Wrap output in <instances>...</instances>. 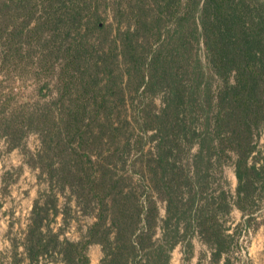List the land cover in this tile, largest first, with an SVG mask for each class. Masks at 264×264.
<instances>
[{"label":"trees","instance_id":"trees-1","mask_svg":"<svg viewBox=\"0 0 264 264\" xmlns=\"http://www.w3.org/2000/svg\"><path fill=\"white\" fill-rule=\"evenodd\" d=\"M118 1L117 18L128 24L118 28L114 46L107 50L108 38L81 34L91 30L83 11L70 14L67 45L58 48L64 62L58 95L31 109L17 133L0 121L12 147L11 140L38 133L39 156L48 160L41 163L50 189L35 199L24 238L32 263L45 253V238H54L68 260L81 244L59 241L44 222L43 214H58L59 191L93 217L83 251L101 245L102 264H169L178 245L192 247L193 235L218 253L226 247L218 211L229 213L232 204L225 190L213 189L226 159L235 167L238 209L264 183V158L253 155L264 124L263 44L238 11L246 0H125L128 9ZM13 45L6 38L0 44L5 60ZM133 160L140 162L137 179Z\"/></svg>","mask_w":264,"mask_h":264},{"label":"rangeland","instance_id":"rangeland-1","mask_svg":"<svg viewBox=\"0 0 264 264\" xmlns=\"http://www.w3.org/2000/svg\"><path fill=\"white\" fill-rule=\"evenodd\" d=\"M117 1L0 0V44L5 38L14 44L7 60L4 58L5 49L0 46V121L7 120L11 130L16 132L17 123L24 116L28 118L31 109L37 105L45 106L58 95L62 82L60 77L64 76L60 73L64 65L63 50L58 48L61 44L63 49L67 45L70 14L83 11L81 17L85 24L87 21L90 25L96 21L99 26L112 23L111 28L108 26L103 31H97L95 25H89L91 30L84 29L81 34H87L93 40L108 38L107 50L114 46L113 39L120 38L122 32L118 28L125 29L128 24L123 17L117 18L120 16ZM121 2L128 9V3L125 0ZM89 10L94 13L91 19ZM238 11L251 24L253 39L263 44L261 58L264 59V0H246V6H239ZM55 25L58 26L57 30L53 29ZM71 37H75L74 34ZM218 85L220 82L215 81L213 87L217 88ZM161 98L158 94L153 97L158 108ZM146 106L147 109L153 106L149 99L146 100ZM255 136L253 155L259 161L264 158V124L259 125ZM12 142L17 145L12 147L0 133V264H83L79 254L81 249L89 257L90 264H102L101 245H89L83 251L85 240L82 239L94 219L80 209L67 190L58 192L57 216H53L52 211L48 216H42L46 219L44 222L58 233L59 241L81 242L80 246L70 253L72 257L68 260L66 253L60 252L61 248L54 238L48 237L44 244L47 241L46 246L50 251L46 248L45 253L33 263L28 259L24 252V238L35 199L50 189V180L41 163L44 159L48 163V160L45 156H39L42 141L38 133H28L20 142ZM150 144L148 142L147 147ZM227 160L224 162V178H217L220 181L213 187L218 192L225 190L232 204L229 213H225V209L218 211L222 216V228L229 236L226 247L218 253L198 235H193L192 247L186 241L178 245L171 254L169 264H264V183L260 182L256 188L255 199L243 204V209H238L234 204L238 185L235 167ZM126 166H130L129 160ZM139 166L140 162L134 163L133 160V172H138ZM138 177L136 173L135 178ZM45 199L41 198L43 201ZM159 208L163 217L165 205L159 203Z\"/></svg>","mask_w":264,"mask_h":264}]
</instances>
